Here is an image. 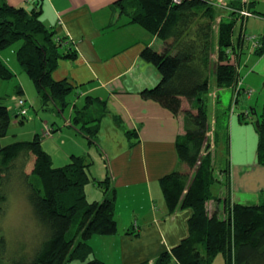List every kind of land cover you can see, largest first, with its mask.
Here are the masks:
<instances>
[{"label": "trees", "instance_id": "obj_1", "mask_svg": "<svg viewBox=\"0 0 264 264\" xmlns=\"http://www.w3.org/2000/svg\"><path fill=\"white\" fill-rule=\"evenodd\" d=\"M252 3V0H227L228 6L223 8L221 17V9L210 0L116 2L131 22L163 43L162 50L147 46L141 52V58L154 65L162 76L156 87L141 95L158 102L175 116L183 113L186 121V131L177 137L176 148L180 164L187 168L179 166L164 176L160 184L169 213L177 208L193 211L189 235L171 251L162 253L154 264H172L174 260L175 264H212L219 254L224 256L226 264H264V200L232 206L224 201L228 204L221 212L217 209L210 214L207 202L222 201L213 194L219 180L217 154L208 151L202 155L209 139L207 94L211 76L214 73L216 84L221 88L235 85L239 77L235 58L251 48L245 36L254 35L242 28L240 37L234 41L237 18H234L236 14L227 12L242 8L243 24L253 14L249 9ZM217 18L220 22L216 35ZM257 37L261 46L254 49L255 54L262 56L264 36ZM16 44H19V64L33 81L43 108L65 111L73 103L70 97L73 93L77 95L74 91L78 87L67 78L56 80L53 74L62 60L77 58L74 43L47 27L41 20V10L14 7L7 0H0V52ZM216 53L218 61L213 58ZM13 78L14 73L0 58V79ZM11 112L8 106L0 104V217L6 211L10 185L19 181L25 184L39 229L30 232L28 244L32 249L28 252L24 249L27 243H22L15 244L10 253L4 235H0V264H73L75 261L109 264L93 256L89 239L118 232L117 194L111 187V178L97 181L104 192L103 201H89L86 188L96 179L91 174L92 162L86 156L73 155L69 163L57 167L43 148L41 134H35L29 141L3 145L1 140L8 135ZM229 118L228 108L218 111L214 136L217 148L225 144L228 154ZM244 118H240L241 122L247 123ZM257 120L260 121L257 160L264 167V114ZM86 130L92 138L98 133V126L86 127ZM228 171L229 168H220L224 174ZM32 178L38 183L32 182ZM77 220L78 227L72 235V226Z\"/></svg>", "mask_w": 264, "mask_h": 264}, {"label": "crops", "instance_id": "obj_2", "mask_svg": "<svg viewBox=\"0 0 264 264\" xmlns=\"http://www.w3.org/2000/svg\"><path fill=\"white\" fill-rule=\"evenodd\" d=\"M117 1L7 0L14 7L41 10V20L47 27L57 31L58 36H69L73 40L77 58L62 60L53 74L56 80L67 78L78 87L74 91L77 95L70 97L73 103L68 106L69 117H64L68 108L63 112L52 111V118L42 121L41 127L51 126L62 144L67 145L69 141L70 150L65 161L73 155H84L91 161L90 156L103 169L104 178H95L96 181H103L107 176L111 178V187L117 194L115 218L118 232L104 239L94 238L92 246L94 251V243L107 240V243H113L115 252H108L105 258L95 254L96 258L109 264H154L162 253L171 251L189 235L193 211L177 208L169 213L160 184L164 176L179 166L187 168L180 164L176 148L177 137L186 131V121L183 113L175 116L158 102L141 95L143 91L156 87L162 79L158 69L141 58V52L147 46L162 50L163 43L157 36L131 22L127 14L121 13ZM252 1L249 9L253 14L243 24H236L234 41L240 37L242 28L260 38L264 36V0ZM219 13L223 17L224 13ZM217 20L216 35L220 18ZM15 46L11 51L8 48L0 52V58L14 77L24 72L20 64V71L11 64L15 59L19 63V44L10 48ZM235 59L238 61V56ZM239 62L243 90L249 88L250 84L245 81L251 73H257L264 79V54L257 56L249 48L240 53ZM211 80L214 89L211 93L218 97L216 103L208 100L210 129L215 130L218 111L228 108L220 104L222 94L234 95V89L219 88L214 74ZM19 85V94H23L24 85ZM256 104L253 95L249 98L243 93L238 114L250 110L251 117L247 123L241 124L239 118L234 117L236 113L231 116L233 136L230 148L235 149V153L232 158L230 156V162L226 161L224 168H229V171L225 174L220 172L226 190L218 194L213 187V194L222 201L219 204L215 200L207 202L210 214L217 209L221 212L228 204L225 202L232 206L235 203L258 204L262 202L259 200H264V167L257 160L259 135L255 127L257 117L264 112L261 113ZM73 123L81 127L76 129L79 134L88 137V147L84 143L73 144V134L64 131L66 127H73ZM85 126H98V133L91 138ZM234 130L238 135L236 138ZM55 137L49 138L54 140ZM206 146L203 156L207 152ZM47 152L54 159L53 154ZM104 197L103 194L102 198L94 201H103Z\"/></svg>", "mask_w": 264, "mask_h": 264}, {"label": "rangeland", "instance_id": "obj_3", "mask_svg": "<svg viewBox=\"0 0 264 264\" xmlns=\"http://www.w3.org/2000/svg\"><path fill=\"white\" fill-rule=\"evenodd\" d=\"M212 2H214L215 0H211ZM237 1V0H236ZM239 6V5H238ZM219 8V7H218ZM221 9L220 11H223V8H219ZM242 8L240 9H236V10H230L231 12H227V13H234L236 14L234 16V18H237L236 21L237 23L241 22V17L242 15ZM245 16V15H244ZM218 24V20L216 22V25ZM69 37V36H68ZM70 38V37H69ZM59 39H62L59 38ZM61 41V40H60ZM65 44H67L68 42H64ZM15 47L13 48H9L8 51H11V49H15ZM251 51H253L255 53L256 50L250 48ZM238 56V61H237V67H238V71H240V62H239V55ZM214 60L218 61V54L216 53V55H214ZM12 66H14L15 68L18 69V71H20V65L17 62V60H13L11 62ZM22 71V70H21ZM214 74V73H213ZM243 75V74H242ZM216 81V80H215ZM246 84H250L248 89H244L242 88V79L240 77V72H239V77L238 80L236 82L235 85L232 86H227V87H232L234 89V95L233 94H225L223 93V99L222 102L220 104L223 103V105L225 107H228V109L230 110V120H229V131H230V139H232L233 136V128L231 127V116L232 114L234 115L236 113V115L234 116L235 118H239V122L241 124L245 123V122H241L242 120H240V118L245 117L246 119L251 117V111L250 110H246L243 111L241 113L238 114V112H240V107H239V103H240V98L241 95L243 93L246 94L247 90H251L252 91V95L254 98V103H258L256 104L258 106V108L261 110V113L264 112V79L260 76L257 75V73L255 74H250L249 76L246 77ZM212 80L210 79V85H209V92H208V100L210 101H215V103L218 101V97L217 95H215L213 92V86L211 85ZM19 84H23L25 91L22 94L20 93V90L18 89V87H20ZM219 87V86H218ZM221 88V87H219ZM223 89L226 87H222ZM240 90V91H239ZM74 93H73V97H74ZM252 95H249L247 97L251 98ZM76 96V95H75ZM259 98L256 101V98ZM72 98V96H71ZM19 99H23L26 103V108H27V114H20L16 111L15 107L17 105V102ZM250 99L247 98V101H249ZM0 104H4L6 106L9 107V109H11V115H12V121H11V125H10V129L8 132L7 137H5L4 139L1 140L3 145H8L17 141H29L32 140L33 137L35 136V134L39 133L42 135V144H43V148L49 152H51L53 154V162L55 166H60V165H64L67 164V162L69 163L71 161V157L68 158V161H65V156L69 155V150L70 148H68V144L69 141H67V145H64V143L62 144V140H60L59 135L57 136V134L55 133V130L51 127V126H42L41 127V123L44 120L47 119H51L52 118V111L51 110H47L43 108L42 105V101L40 100V96L37 92V89L33 83V81L31 80V78L25 73V72H21V74L17 75L14 77V79L12 80H2L0 79ZM74 106V105H73ZM74 108V107H73ZM236 110V111H235ZM69 111H70V107L66 110V112L64 113V117L66 119H68L69 117ZM253 112V111H252ZM253 114V113H252ZM257 114V112L255 113ZM264 114V113H263ZM244 118V119H245ZM233 119V117H232ZM62 120V119H60ZM23 121V122H22ZM61 124H63V120L60 122ZM253 123V122H252ZM72 126L74 127H66L64 128V131H66V133H72L74 136V141L73 144H85V147H88V137H83L81 134H79L77 132V128L81 129L80 126H78L77 123H73ZM46 127H50L52 129V136H56V139H50L48 134L45 133V129ZM255 127H256V123H255ZM257 128V127H256ZM42 129L43 132H42ZM59 132V131H58ZM216 132V129H209L208 131V137H210L208 139V141L206 142L207 146H206V154L209 152H216L217 149V143L215 141V139L213 138V135H215L214 133ZM258 133V131H257ZM259 135V134H258ZM237 133L236 130H234V137L236 138ZM214 140H212V138ZM55 141V142H54ZM231 141V140H230ZM259 142V141H258ZM222 146L219 147L217 154V169H216V176L219 180H217V182L215 183L214 186V190L215 192H217L219 194L220 191L224 192L226 189V185L223 183V176L220 173V168H224L226 165V161L229 160L230 162V156L232 158L233 154L235 153V149H233L232 147L229 148V154L225 151L226 150V145L225 144H221ZM235 147V145L233 146ZM48 148V149H47ZM91 161L93 162L92 166H91V174L94 178H97V180H102L104 177L101 173V171H103V169L101 168V165L99 166V163L96 161H94V159L90 156H88ZM102 169V170H101ZM102 176V177H101ZM102 178V179H101ZM38 179V178H37ZM221 179V180H220ZM32 182H34L35 184H37V180L36 179H31ZM19 182V181H17ZM17 182H13L10 186L9 189V195H8V201L6 202V211L5 213L0 217V235H4V238L6 240L7 243V247L6 249H8V251L10 253H13L12 248H15V244H22V243H27L26 247H24V249H26V251H30L32 249L31 245L28 244L30 243V239H31V234L34 231H37L39 229L37 222H35L34 220V214H33V209L32 206L29 202L28 196H27V190L25 188V184H19ZM216 193V194H217ZM104 194L103 189L101 187L98 186L97 181H91L90 185H89V190H88V200L89 201H94L96 200V198H102V195ZM262 197L264 198V195H262ZM260 202L263 201L259 200ZM78 220L74 222L73 226H72V235L76 232V229L78 227ZM24 234V236H23ZM46 234V232L43 230L42 235ZM41 235V236H42ZM40 236V237H41ZM39 237V235H38ZM104 237H109V236H100V235H95L92 238L89 239V242L91 243V245L94 242V238H100V239H104ZM108 241H99L98 243H94L96 245H94V256L97 257L98 255L103 258L107 257V254L109 252H111V254H113L115 251L114 249H112V244L113 243H107ZM32 244V243H31ZM93 247V246H92ZM104 248V251H103ZM97 256H96V255ZM7 257V256H6ZM11 257V256H10ZM11 260V259H10ZM73 264H82L80 261H75L73 262ZM213 264H224V257L222 254H219L218 257L216 258V260L213 262Z\"/></svg>", "mask_w": 264, "mask_h": 264}, {"label": "built area", "instance_id": "obj_4", "mask_svg": "<svg viewBox=\"0 0 264 264\" xmlns=\"http://www.w3.org/2000/svg\"><path fill=\"white\" fill-rule=\"evenodd\" d=\"M176 2H181L182 0H175ZM244 2H247V0H243ZM215 4L220 8H227L228 4H227V0H218L217 2H215ZM68 40L73 42L72 39H70L68 37ZM245 40L251 43V48L252 49H257L261 46V42L260 39L257 36L254 35H247L245 36ZM247 96L252 95V91L251 90H247L246 91ZM16 111L20 114H27V108H26V103L23 99H19V101L17 102V105L15 107ZM52 129L50 127H46L45 129V133L48 134V136H52Z\"/></svg>", "mask_w": 264, "mask_h": 264}, {"label": "water", "instance_id": "obj_5", "mask_svg": "<svg viewBox=\"0 0 264 264\" xmlns=\"http://www.w3.org/2000/svg\"><path fill=\"white\" fill-rule=\"evenodd\" d=\"M259 124H260V121L257 120V121H256V127H257V129L259 128Z\"/></svg>", "mask_w": 264, "mask_h": 264}]
</instances>
